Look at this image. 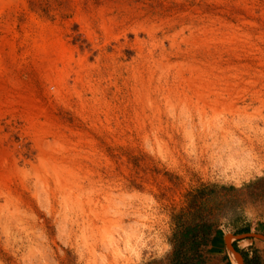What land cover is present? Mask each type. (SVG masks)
Masks as SVG:
<instances>
[{
  "label": "rangeland",
  "instance_id": "374dc122",
  "mask_svg": "<svg viewBox=\"0 0 264 264\" xmlns=\"http://www.w3.org/2000/svg\"><path fill=\"white\" fill-rule=\"evenodd\" d=\"M203 186L221 264L264 236V0H0V264H169Z\"/></svg>",
  "mask_w": 264,
  "mask_h": 264
},
{
  "label": "trees",
  "instance_id": "16d2710c",
  "mask_svg": "<svg viewBox=\"0 0 264 264\" xmlns=\"http://www.w3.org/2000/svg\"><path fill=\"white\" fill-rule=\"evenodd\" d=\"M210 190L208 186H203L190 194L188 209H194V213L181 212L174 216L175 227L170 239L172 249L167 256L169 264L202 263V250H205L206 238L210 235L213 225L208 223L205 217L195 213L206 203ZM259 260V257L253 256L249 261L258 264Z\"/></svg>",
  "mask_w": 264,
  "mask_h": 264
},
{
  "label": "crops",
  "instance_id": "0c3cea01",
  "mask_svg": "<svg viewBox=\"0 0 264 264\" xmlns=\"http://www.w3.org/2000/svg\"><path fill=\"white\" fill-rule=\"evenodd\" d=\"M230 234L232 238H230V243L225 246V251L222 253L224 260L221 264H233V259L230 257L233 256V253L228 245L238 254L241 264H252L249 260L253 256L259 257V264H264V247L256 242L257 236L253 234L252 228L244 227L240 233L231 232Z\"/></svg>",
  "mask_w": 264,
  "mask_h": 264
},
{
  "label": "water",
  "instance_id": "95a60500",
  "mask_svg": "<svg viewBox=\"0 0 264 264\" xmlns=\"http://www.w3.org/2000/svg\"><path fill=\"white\" fill-rule=\"evenodd\" d=\"M257 237H260L261 239H263L264 240V236L263 235H256ZM228 247H229V249L231 250V252L233 253V254H235V255H237L238 256V254L235 252V250L230 246V245H228ZM239 257V256H238ZM239 260H240V258H239ZM240 264H241V262H240Z\"/></svg>",
  "mask_w": 264,
  "mask_h": 264
},
{
  "label": "bare ground",
  "instance_id": "6f19581e",
  "mask_svg": "<svg viewBox=\"0 0 264 264\" xmlns=\"http://www.w3.org/2000/svg\"><path fill=\"white\" fill-rule=\"evenodd\" d=\"M233 260L234 262H236V264H240V260H239V257L235 254H233Z\"/></svg>",
  "mask_w": 264,
  "mask_h": 264
}]
</instances>
